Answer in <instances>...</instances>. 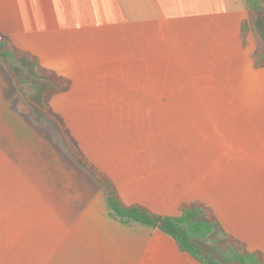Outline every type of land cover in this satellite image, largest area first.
<instances>
[{"label": "crops", "instance_id": "0c3cea01", "mask_svg": "<svg viewBox=\"0 0 264 264\" xmlns=\"http://www.w3.org/2000/svg\"><path fill=\"white\" fill-rule=\"evenodd\" d=\"M249 11L246 0H0V32L73 82L51 107L126 204L177 217L200 201L264 253V67L257 29L242 38ZM10 90L0 264H201L159 229L110 217L100 184Z\"/></svg>", "mask_w": 264, "mask_h": 264}, {"label": "trees", "instance_id": "16d2710c", "mask_svg": "<svg viewBox=\"0 0 264 264\" xmlns=\"http://www.w3.org/2000/svg\"><path fill=\"white\" fill-rule=\"evenodd\" d=\"M246 1L250 11L248 19L242 25L244 42L249 33L256 34L255 22L258 18V10L261 9L264 13V0ZM256 44L254 66L260 69L264 67V40L258 38ZM0 58L14 79L23 99L52 124L75 162L87 170L100 184L107 200L110 217L127 226L140 225L159 229L175 240L180 252L191 255L201 264H220L205 248L204 244L208 240L215 243L214 252L228 262L264 264L263 252L250 251L246 243L228 234L213 210L200 201L181 204L180 215L177 217L156 214L141 204H126L113 180L87 157L65 119L51 107L52 98L68 93L73 82L53 70L43 67L38 57L17 48L11 39L1 32ZM12 60L30 62L34 73L48 80L50 84L34 82L27 75H17L12 70L10 64ZM28 88H31L32 91Z\"/></svg>", "mask_w": 264, "mask_h": 264}, {"label": "rangeland", "instance_id": "374dc122", "mask_svg": "<svg viewBox=\"0 0 264 264\" xmlns=\"http://www.w3.org/2000/svg\"><path fill=\"white\" fill-rule=\"evenodd\" d=\"M256 29H257V34H258L257 36H259L260 39L264 40V13L263 12L258 14ZM11 67H12V70L19 76L27 75V76H30L34 82L42 83V84H50L48 80L41 78L40 76H37L33 71L32 64L26 60H21V61L12 60ZM10 86L14 90H15V87L18 89L14 79L12 78L11 74L9 73L2 59L0 58V111H3L6 107H8V105L4 102L2 98L1 90L3 92V90L6 89L7 91H9V93H11ZM28 89L32 91L31 88H28ZM15 99L16 101H14L12 104V106H14L13 108L17 109V107L21 105L22 114L26 118H28L38 130L43 131L45 134L52 137V140L56 143V141H58L57 131L52 126V124H50L46 119L42 118L40 114L36 113L29 106H27L20 93L19 95L17 94ZM7 109H12V108L8 107L6 108V110ZM59 147L61 149L63 148V144L60 140H59ZM204 246L206 249H208L211 252L212 256L219 259L222 262V264H234V263L228 262L225 258L217 255L214 252L215 243H213L212 240H208L204 244Z\"/></svg>", "mask_w": 264, "mask_h": 264}, {"label": "water", "instance_id": "95a60500", "mask_svg": "<svg viewBox=\"0 0 264 264\" xmlns=\"http://www.w3.org/2000/svg\"><path fill=\"white\" fill-rule=\"evenodd\" d=\"M262 12H263V11H262L261 9H259L257 13L259 14V13H262Z\"/></svg>", "mask_w": 264, "mask_h": 264}]
</instances>
